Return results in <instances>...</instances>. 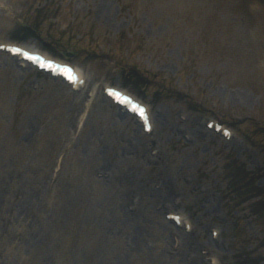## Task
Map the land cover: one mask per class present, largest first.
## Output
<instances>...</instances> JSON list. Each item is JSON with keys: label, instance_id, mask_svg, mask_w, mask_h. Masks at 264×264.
<instances>
[{"label": "rangeland", "instance_id": "374dc122", "mask_svg": "<svg viewBox=\"0 0 264 264\" xmlns=\"http://www.w3.org/2000/svg\"><path fill=\"white\" fill-rule=\"evenodd\" d=\"M179 1L0 0V41L74 49L89 75L75 91L0 53V264H264V0H194L191 22ZM107 82L151 104L153 133ZM173 210L195 228L165 233Z\"/></svg>", "mask_w": 264, "mask_h": 264}, {"label": "bare ground", "instance_id": "6f19581e", "mask_svg": "<svg viewBox=\"0 0 264 264\" xmlns=\"http://www.w3.org/2000/svg\"><path fill=\"white\" fill-rule=\"evenodd\" d=\"M196 4L197 3L194 0H180L178 3H176V5H174V7L177 6V11H179L181 13V15L185 21L191 22V21H194V17L198 13H201L198 9L194 10L197 8ZM7 61H8L7 63L10 65L11 68H13V66H14V67H16L15 69H18V66L14 63V61H16L15 57L9 55L7 57ZM104 98L108 101L107 96H105ZM112 114H114L113 116H116L115 110L112 112ZM125 114H127L128 116H132L128 112H125ZM134 126H136V130L140 127L143 128L142 124H140L138 120L134 121ZM141 132H142V129H141ZM169 225L172 227V222L170 220H168L167 218L164 219L163 220V228H164L165 233L168 231L167 229L170 227ZM220 236H221V234H220ZM220 236H219V238H220ZM209 241L211 244L215 243L213 240V237H211V239Z\"/></svg>", "mask_w": 264, "mask_h": 264}]
</instances>
